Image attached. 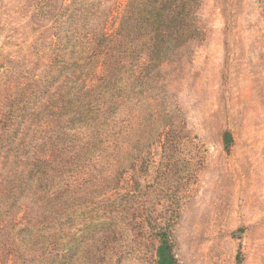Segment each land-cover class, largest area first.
Here are the masks:
<instances>
[{
  "label": "rangeland",
  "instance_id": "374dc122",
  "mask_svg": "<svg viewBox=\"0 0 264 264\" xmlns=\"http://www.w3.org/2000/svg\"><path fill=\"white\" fill-rule=\"evenodd\" d=\"M81 1L0 0L2 186H9L14 154L23 163L31 153L27 142L48 118L47 104L60 106L65 79L58 72L78 58L64 52L62 30L81 26L65 8ZM132 1L99 0L88 20L95 34L114 28ZM195 18L196 36L155 59V69L136 59L145 80L158 78L117 115L125 120L122 136L109 143L116 149L108 181L97 184L112 188L123 175L105 196L100 215L110 227L97 236L91 264H155V237L163 232L179 264H264V0H201ZM104 73L100 64L96 75ZM50 74L57 82L48 97L37 85Z\"/></svg>",
  "mask_w": 264,
  "mask_h": 264
},
{
  "label": "trees",
  "instance_id": "16d2710c",
  "mask_svg": "<svg viewBox=\"0 0 264 264\" xmlns=\"http://www.w3.org/2000/svg\"><path fill=\"white\" fill-rule=\"evenodd\" d=\"M200 2L133 0L124 7L116 26L99 34L88 21L98 12L99 0H83L76 10H69L71 5L65 8L68 21L72 23L78 17L81 26H66L62 45L66 54L78 58L58 72L65 79L59 87L60 106L56 109L46 103L50 114L44 122H36L39 135L27 142L31 153L23 163L24 156L14 154V170L5 178L9 186H2L3 182L0 185V251L6 253L4 264L94 261L89 253L93 245L100 243L97 236L110 227L111 220L100 215L109 205L105 196L119 189L118 180L123 175L119 172L113 177L117 185L112 188L111 182L107 184L110 188L102 185L108 181L105 174L116 149L109 143L122 136L125 120L117 115L123 114L129 104L139 103L158 78V74H150L145 80L136 59L145 57L149 70L155 69V59L172 55L195 37L198 28L194 26V14ZM85 43L87 53H83ZM100 64L105 73L98 77ZM56 82L50 74L37 88L51 97L49 91ZM147 83L150 86L146 90ZM224 141L230 143L229 133L224 134ZM5 146L0 143L1 149ZM100 181L102 184H97ZM92 188L97 190L92 192ZM155 238V264H179L168 234L163 232Z\"/></svg>",
  "mask_w": 264,
  "mask_h": 264
}]
</instances>
